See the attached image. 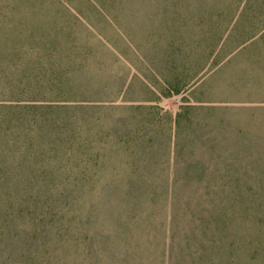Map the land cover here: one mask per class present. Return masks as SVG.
<instances>
[{
    "label": "rangeland",
    "instance_id": "1",
    "mask_svg": "<svg viewBox=\"0 0 264 264\" xmlns=\"http://www.w3.org/2000/svg\"><path fill=\"white\" fill-rule=\"evenodd\" d=\"M32 96L69 108H13ZM5 104L0 189L25 187V140L42 139L70 159L56 173L69 181L44 185L79 200L25 217L0 192V264H229L234 211H249L202 194L264 188V0H0ZM39 117L43 137L25 129ZM133 182L159 201L104 199ZM248 252L234 264H256Z\"/></svg>",
    "mask_w": 264,
    "mask_h": 264
},
{
    "label": "trees",
    "instance_id": "2",
    "mask_svg": "<svg viewBox=\"0 0 264 264\" xmlns=\"http://www.w3.org/2000/svg\"><path fill=\"white\" fill-rule=\"evenodd\" d=\"M24 92L20 93L23 94ZM30 97V96H28ZM45 97V96H43ZM25 104H19V106H14L15 109H24L25 114L28 113H37L39 110L44 109H59V108H69V106L60 105L54 100L50 101L47 98H38V96H32V98H27L25 100ZM64 106V107H63ZM0 107L8 108L10 105H0ZM22 112V110H21ZM28 126L31 123L30 120L25 122ZM40 128H45L44 122L39 117L35 120L34 124L30 127L25 126L26 130H35L38 129L41 137H43L42 130ZM68 146L66 142H55L50 146L49 150L56 152H63L65 147ZM25 152L27 156L25 160L22 161V165L25 167V176L22 177V181L25 184V187L15 188L9 187L0 189V192H7L9 195V201L12 203H17L25 207L19 215L27 216V213H31L34 209H41L44 206H53L56 204L59 205H72L79 200V191L77 188H57V187H47L44 185L46 183V179L50 180H60L62 183H66L69 181L70 176L69 173H64L65 177L59 179L56 177V173L58 168L62 169L63 166H67L70 164L69 158H59L52 157L47 153V149L45 148V143H42V139L38 142L34 141L32 138L25 140ZM25 163V164H24ZM7 167L12 166L11 163L5 164ZM134 178V177H133ZM131 178V180H134ZM137 182H133L130 188H125L121 192H112L108 195L104 196V199H108L109 197H117L126 203L132 204H142L145 202L148 203H156L159 201L160 193L150 189L144 188L143 190L137 189V187H133V184ZM17 182H14V185ZM184 198L186 193L181 192V202L185 203L187 206V210L185 212H190L191 216L194 220V216L196 215V211L190 210L189 204L198 203L196 201L197 192H189ZM202 196L206 197L205 202H228L230 205H238V207L243 206L249 212L245 214H241L239 211H234V213H239L240 215H234L232 220L236 221L237 218L242 220L240 223V227L235 229V232H231L229 237L231 241L229 242V264H234L238 258L239 250L243 248H248L249 256L252 261H257L256 264H264V188L260 189H241L237 188L235 190L230 191H216V192H207V194H202ZM234 207V206H233ZM253 213V214H252ZM220 216V217H219ZM218 217L214 218L215 222V231L221 235L214 236V246L215 249L219 252L222 250L223 237H227L226 229L228 224L223 220L224 214H220ZM256 217L258 219L257 223L253 226L243 227L245 225V220H249L250 218ZM203 223L206 224L205 218H199ZM252 220V219H251ZM231 221V219H230ZM209 223V221L207 220ZM244 223V224H243ZM210 225V224H209ZM209 225L203 230V235L208 236L206 234L208 231ZM198 228H195V232ZM212 230V227L210 226ZM213 231V230H212ZM257 233V234H256ZM193 237H196V234L193 233ZM188 237V236H187ZM212 240V237H211ZM203 251H207L205 246H201ZM203 261V259L201 260Z\"/></svg>",
    "mask_w": 264,
    "mask_h": 264
}]
</instances>
